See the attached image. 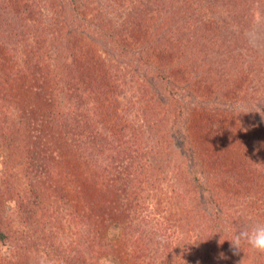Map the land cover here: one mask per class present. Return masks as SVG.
Here are the masks:
<instances>
[{"label": "rangeland", "instance_id": "rangeland-1", "mask_svg": "<svg viewBox=\"0 0 264 264\" xmlns=\"http://www.w3.org/2000/svg\"><path fill=\"white\" fill-rule=\"evenodd\" d=\"M20 3L41 14L39 27L30 25L31 33H25L29 34L26 42L39 47V59L48 74V81L37 95L32 94L31 83L24 86L19 79V71L25 73V68L19 69L24 64L22 39L19 37L16 50L8 46L10 34L5 28L15 27L16 23L18 29L23 24L25 13ZM0 8V26L8 16L0 28V232L4 234L0 237V264L69 263L79 238L85 248L89 246L86 243L90 242L91 231L99 232L107 241V252L98 254L95 264L137 263L133 249L141 246L135 243L139 233L154 256L152 260L144 257L146 263L245 264L254 259L264 264V255H257L259 251L245 245L239 251L228 249L216 229H207L213 219L206 216L203 221L202 211L211 213L215 208L202 202V187L196 188L194 182L199 200L193 202L186 185L192 180L190 173H194L186 134L200 140L198 129L203 123L199 118H207L196 106L201 101L205 108L220 107L218 116L222 118H231L222 114L229 107L235 108L238 114H233V121L240 126L247 146L258 155L251 170L264 183V172L259 168H264L260 162L264 154L259 153L256 136L248 124H264V0H253L244 9L229 7L224 0H0ZM133 18L141 20L133 26ZM210 24H217L215 30H204ZM158 45L165 47L163 53ZM151 46L156 55L144 61L141 53L152 51ZM83 51H89V56ZM154 61L162 66L161 70L154 67ZM66 63L83 82L93 81L92 74L97 78V68L113 77V95L108 96L107 90L103 101L113 104L124 126L112 128L114 116L106 122L107 128L97 125L91 136L94 139L81 130L68 147L63 134L56 139L50 137V127L51 131L43 132L46 137L42 136L41 147L37 139L33 145L35 134L24 130L16 107L19 102L29 101L38 109L47 99L50 102L48 90H55L51 105L55 114L46 122L57 123L58 112H65L70 104L62 79ZM82 65L88 69L80 75L77 70ZM167 73L174 80L171 89L177 92L176 100L166 91ZM78 86L86 89L85 85ZM222 95L227 100L219 102ZM187 122L192 127L188 131ZM14 124L23 128L22 133L14 130V138L7 144L3 137ZM131 128L139 139L143 138L142 158L139 152H127V159L122 161L124 156L112 148V142L96 144L110 133L123 140L120 135ZM27 145L37 150V158L51 157L43 165L49 173L45 185L54 186L56 192L47 189L42 199L35 193L33 202L38 206L32 208L29 204L37 211L35 214L27 209L28 205L21 207L29 190ZM44 147L48 148L41 154ZM100 150L107 159L84 156L97 157ZM110 156L117 168L103 174V165ZM221 158L225 161L227 157ZM71 175L74 182H70ZM71 183L80 184V190H74ZM226 209L240 229L264 222V202L251 209L238 197ZM80 215L88 219L80 222ZM200 234L205 243L198 249ZM212 242L216 250H212ZM84 256L89 258L88 254Z\"/></svg>", "mask_w": 264, "mask_h": 264}, {"label": "trees", "instance_id": "trees-1", "mask_svg": "<svg viewBox=\"0 0 264 264\" xmlns=\"http://www.w3.org/2000/svg\"><path fill=\"white\" fill-rule=\"evenodd\" d=\"M226 5H229V7H240L245 8L248 4L253 3V0H224ZM237 5V6H235ZM20 8L22 9V12L25 13L22 16V23L21 26H16L15 20L11 18L10 20L15 23V27L9 26V28H5L6 31L10 34L8 35L10 41V45L3 44L4 47L10 46V49L16 50V47L18 45L17 41L20 38L22 43L21 50L23 49L24 54V64L21 68H25V73L22 71H19L21 73V77L19 76V79L21 80L22 85L29 86L31 83L32 90L34 91L32 94L37 95V92H42L41 86L45 83V81H48V74L45 68H43L42 61L39 59L42 55L39 50V47L36 44H31L29 42H26L25 39H27V36L31 33V29L28 30L30 25H34L35 27H39L41 23V14L37 12V10H34L31 8L28 4L20 3ZM243 8V9H244ZM1 10V8H0ZM8 20V16L5 17V22L2 25H5ZM141 18H133L132 25H137V22L140 21ZM32 22V23H30ZM1 23V20H0ZM1 25V26H2ZM139 25V24H138ZM217 25V24H216ZM215 24L206 25L204 27V30H207L208 32L214 31ZM0 26V28H2ZM34 27V30H35ZM33 30V31H34ZM26 31H29V34L25 36ZM18 32V33H17ZM106 32V31H105ZM33 33V32H32ZM111 34V33H110ZM109 34V35H110ZM18 36V37H17ZM20 37V38H19ZM161 50L160 53H163L165 47H162L161 45H158ZM2 47V45H0ZM15 47V48H14ZM139 46L137 45V49ZM172 48V47H171ZM152 51H143L141 53V59L144 61H147L146 57L153 54L156 55V50L153 49V46H151ZM156 49V47H155ZM151 52V53H149ZM84 54H88L89 51H83ZM158 55V54H157ZM163 55L160 59H162ZM157 58V57H156ZM158 59V58H157ZM71 64V62H70ZM70 64H64L63 68L65 69V73L63 76V84L66 91V95L68 100L70 101V104L68 105V108L65 112H58L60 120L57 121V123L54 124V122L48 123L47 120L53 118L55 112L53 113V106L52 102L53 99L55 100V90L52 91V89L48 90V98L50 97V102L47 99V102L42 104L40 108H36V106H33V104H29V101H22L19 102V105L16 107L18 111V116L20 117L22 123L24 124V130L28 131L31 135V131L34 132V136L32 134L33 138V145H34V139L36 140V143L38 146L41 147V139L42 136L46 137L43 132L47 129L50 130V127L53 128L52 135L50 136L52 139L60 138L59 135L63 134L62 138L65 139V146H71V144L75 143V138L77 137V134L79 131H85L87 138H90L92 135H95V131L97 130V125H102V129L107 128L106 122L108 120H111L112 117L116 116V118H113V121L115 122L112 125L113 126H124L121 124V121L119 122L118 114L113 107L112 103H109L107 100L103 101V95L106 96L107 90L110 92L108 96L112 97V87L116 86L114 85V79L111 75H107V71H100L98 68L96 69V75L97 78L92 74L91 80L89 82H83L80 79H77L75 77V71L72 68ZM70 67H67L69 66ZM87 65V64H86ZM85 65H82L80 69L77 70V72L82 75L87 67L85 68ZM154 67L156 69H160L162 66H160L158 63L154 61ZM12 70H14V66L11 67ZM161 70V69H160ZM242 70V68H241ZM166 80L168 81L166 83V90L168 94L172 95L174 99L176 100V91L171 89V87L174 85L172 82L174 81L173 78L170 76V73H167ZM207 77V76H206ZM205 77V78H206ZM208 79V78H207ZM90 82L95 83V85H91ZM46 84V83H45ZM85 85L86 89H80V86L78 85ZM88 88H93L91 90H88ZM50 92V93H49ZM105 93V94H104ZM107 96V98H109ZM14 98H18L16 96H13ZM46 96H44L45 98ZM47 98V97H46ZM219 102L226 101V96L222 95L219 97ZM36 99V98H35ZM208 99V98H207ZM93 100V103L91 102ZM88 105H91L88 109ZM199 111V114L202 116L203 114L207 115V118H199L201 123L203 125L198 129V133L200 134V140L199 138H196L195 136H192V134H186V142L187 145L190 148V152L193 155L192 156V168L194 173H190L192 176V180H187L186 185L188 188V192L191 194V200L194 202L196 198V202L199 200V195H197V191H194V185H196V188L202 187L201 191V200L204 201L210 207H213L211 213H208L206 210L202 211V220H206V216L211 217L213 220L207 225V229H216L218 232V235L224 238L223 244L228 246V249H231L232 245L231 242L228 241L231 239L232 235L240 230V225L236 226V221L234 218L231 217V213L226 209L227 206L232 204V201L236 198H241L243 202L246 205H249L251 209H256L260 207L261 202H264V183L263 181H260L259 177H255L253 174V171L251 170L252 166L256 163L255 159L258 157L256 152H253L250 150L249 146L245 143V138L242 135L241 130L239 129L240 126L233 121V114H238V112L233 107L227 108L226 112L222 115L229 116L231 118L227 117H219L218 112L220 107H212L209 106L208 108H205L204 103L198 102L196 104ZM85 109V111H84ZM209 111H208V110ZM94 118H92L90 115L91 111ZM197 110V109H196ZM198 114V115H199ZM90 115V116H89ZM48 119H47V118ZM39 121V122H38ZM46 124L43 128V125ZM190 122H187L185 124L186 131L190 129ZM251 125V128L253 129V133L256 136V142L257 147L259 149V153L262 151L264 154V124L259 122H251L248 123ZM193 126V125H192ZM8 133L3 137V140L5 142L7 141V144L12 141L14 138V134L12 132L14 130H18L22 133L21 126L17 127L16 124L14 126H11ZM194 127V126H193ZM51 128V130H52ZM192 128V127H191ZM111 129V127L109 128ZM50 130V131H51ZM122 130V128H120ZM105 131V130H103ZM78 132V133H77ZM126 132L125 135H120L123 140L119 139L116 135L112 136V133H110V137H103L99 138L96 141V144H109L112 142L114 145V149H117L119 151V154L121 156H124L123 160H126L127 158V152L140 153V158L143 157V154H141L143 148V138L140 137V139L137 137L136 132L131 128V131H124ZM58 134V135H57ZM113 137L115 140H110V138ZM95 136L91 139H94ZM127 140V141H126ZM29 143V142H28ZM32 143V142H31ZM29 143V144H31ZM48 148V147H47ZM44 147L41 150V154L45 153L44 151L47 149ZM143 148V149H142ZM41 149V148H39ZM128 149V150H127ZM33 150V151H31ZM131 150V151H130ZM37 151V150H35ZM34 151L31 145L26 146V154H27V161L25 164V170H26V177L28 178V186L29 190L25 193L26 198L22 200L23 206H27L29 209V204L32 205V208H35L38 206V204L34 203V197L35 193L37 196L42 197L48 191L47 189H51L52 194L56 193L54 190V186L47 187L45 183L47 182V179L49 178V173L47 169L43 166L44 162L46 160H50L51 157L47 155H43L42 159L37 158V153ZM100 152V153H99ZM97 153V157L89 155H84L87 159L88 157L94 159H107L104 156L105 152H102L101 150ZM109 154V153H107ZM119 155V156H120ZM225 155L226 160L224 161L221 156ZM101 156V157H99ZM139 156V155H138ZM253 157V158H252ZM37 158V159H36ZM253 159V162H252ZM113 160V157L110 156L109 160L104 163V167L106 168L103 170V174L107 171L109 174L112 173L114 163L111 161ZM36 161L38 163H36ZM260 162L264 163V160H261ZM196 163V164H195ZM218 165V166H217ZM120 168V167H119ZM122 168V167H121ZM120 168V169H121ZM261 172H264L263 166L259 167ZM116 170V169H115ZM259 170V171H260ZM120 174V173H119ZM70 182H74L75 178L71 175ZM102 178L103 176L100 175ZM74 179V180H73ZM194 182V185H193ZM71 187L74 188V190L78 191L81 188L80 184H73L71 183ZM195 192V196H194ZM66 192H62V195H64ZM51 194L48 193L47 196H50ZM252 202V203H251ZM251 203V204H250ZM254 204V206H251ZM24 208V207H23ZM24 211V210H23ZM31 214L32 212L35 214L37 211L30 208ZM80 222L82 218L88 219L85 215H80ZM30 220V219H29ZM34 220V219H33ZM230 223H233V226H230ZM213 229V230H214ZM36 235V233H33ZM4 234L0 232V237H3ZM86 237V236H85ZM200 238L198 249L202 248L204 245L203 237L201 234L198 236ZM36 239V236H34ZM87 238V237H86ZM90 242L86 243L89 246L86 248L83 246V239L79 238L77 241V247L74 248V255L72 256V259L70 258L69 263L65 262L66 264H95L94 261H96V258L98 254H103V252L106 251V244L107 241L104 240L99 232L91 231L89 233ZM131 239V238H130ZM145 240V237H142V234L139 233L138 238H135V243L138 242L141 244V246L136 247V249H133V252L135 253V261L132 264H153L152 263H146L143 262V258L146 257L147 259H154V256L149 254L151 250H149L147 241L142 243ZM132 241V240H130ZM73 245L75 242L72 243ZM71 244V245H72ZM201 244V245H200ZM212 250H216L215 243L212 242ZM230 245V246H229ZM94 246V250L93 247ZM245 247H248L245 245ZM215 248V249H214ZM88 250V251H87ZM159 251V250H158ZM85 252V253H82ZM82 253V254H81ZM84 254H88L89 258L85 257ZM258 256H263L264 254L261 252H257ZM70 257V256H69ZM73 257L75 259H73ZM78 259V260H77ZM253 259V257H252ZM77 260V261H76ZM94 260V261H93ZM254 260V259H253ZM253 260H246L245 264H258L256 262H253ZM76 261V262H75ZM148 262V261H147Z\"/></svg>", "mask_w": 264, "mask_h": 264}, {"label": "clouds", "instance_id": "clouds-1", "mask_svg": "<svg viewBox=\"0 0 264 264\" xmlns=\"http://www.w3.org/2000/svg\"><path fill=\"white\" fill-rule=\"evenodd\" d=\"M231 245L234 250H242L244 245L264 253V222H256L248 227L241 228L235 232L231 239Z\"/></svg>", "mask_w": 264, "mask_h": 264}]
</instances>
